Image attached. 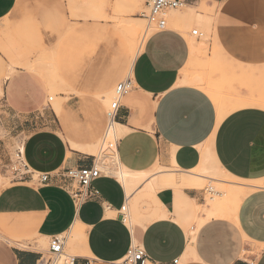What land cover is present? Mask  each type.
<instances>
[{
  "label": "crops",
  "instance_id": "0c3cea01",
  "mask_svg": "<svg viewBox=\"0 0 264 264\" xmlns=\"http://www.w3.org/2000/svg\"><path fill=\"white\" fill-rule=\"evenodd\" d=\"M180 1H185L184 9L197 8L202 1L209 9L217 5L211 28L218 56L209 47L205 57L219 61L212 74L217 88L209 90L199 79L190 83L195 80L190 78L194 44L181 29L152 34L124 65L133 89L121 100L116 122L122 128L117 142L119 170L151 176L128 195L110 172L93 182L99 198L79 208L59 178L44 186L26 181L0 187V264H40L43 246L49 249V240L58 236L65 249L69 234L74 241L73 264H120L132 245L144 249L145 264H264V188L248 191L257 186L246 184L264 180V0ZM34 8L45 15L56 13L60 25L65 20L61 0H0V21ZM61 38L45 36L44 53L56 59ZM75 40L80 58L74 72L56 68L60 76L74 75L67 89L75 94L64 105H53L60 130L44 126L17 132L3 125L0 173L13 141L22 134L23 159L32 173L54 175L91 166L92 157L82 151L84 138L70 141L61 127L67 117L87 125L86 109L96 107L101 140L106 114L93 95L114 90L121 81L115 85L113 38L100 41L91 35ZM1 96L8 111L3 119L29 116L45 102L46 83L19 71L6 80L3 92L0 86ZM33 118L49 116L32 115V122ZM211 167L244 184L229 185L240 197L234 212L210 206L197 217L198 226L192 213L204 206L206 192L188 186L195 181L187 180L179 189L163 186L153 196L142 191L156 175L188 176ZM226 213L232 219L221 217Z\"/></svg>",
  "mask_w": 264,
  "mask_h": 264
},
{
  "label": "rangeland",
  "instance_id": "374dc122",
  "mask_svg": "<svg viewBox=\"0 0 264 264\" xmlns=\"http://www.w3.org/2000/svg\"><path fill=\"white\" fill-rule=\"evenodd\" d=\"M61 1L63 3L62 13L65 18V20L62 21V25H60L59 21L55 19L56 13H47L45 15L40 8L31 9L28 13L23 11L24 13H21L19 16L11 15L0 21V86L2 92L6 80L18 74L19 71L31 74L41 83H44L45 81L46 100L42 107L32 115H38L40 117V115L44 114V116H49V119L46 120L43 118H33V122L31 121V114L29 116H20V118H15L14 120H5L3 117H5L4 115L6 113L8 114V111L6 110L5 103L1 96L0 118H2V121H0V141L4 140L5 136L3 125L13 128L17 132L22 130L31 132L32 129L40 127L43 128L44 126L53 128L57 132L60 130V123L53 113V105L58 102L60 105H64L67 97L71 94H75L74 91L67 89L68 83L73 81L74 75L60 76L57 74L56 68L58 69V66L66 67L65 69H67V72H74L77 56L80 58V55H77L75 50L77 46L75 37L77 36L82 37L95 35L99 37L100 41H106L107 37L114 39V69L116 73V85L120 81L122 82L125 79L131 78L129 73L124 71V65L130 59L132 51L135 47L136 52L133 57L140 52L142 44L152 34L165 29L177 31V28H179L188 43L194 44L195 56L192 63L190 78L195 80L199 79V83L208 87L209 90L217 88V81L212 79V74L213 72H217V65L219 61L216 59H205L208 54L209 47H212V55L218 56V52L215 51L213 47L214 43L212 41L211 28V22L215 17L217 5H213L211 9L208 8L206 12L195 16L192 15L193 17L183 13L184 7L168 10L164 13V15L159 17L158 21L162 20L164 22L163 28H159L157 23L150 24L148 20L143 17L144 14H147L143 0H131L132 3H130V5H119V7H117L116 4L114 5V2L116 3L117 0H102V4L104 2L106 3L103 5L96 0ZM107 2H109V4H107ZM112 2L114 6L112 5ZM100 14L106 20H103V17H101ZM176 15L181 19L179 23L173 22V18H175ZM168 16L170 20L168 18L166 19ZM80 23L82 25H80ZM193 30H197L200 36H192L191 32ZM51 34L62 37V43L59 44L61 47V53L56 59L53 54H50L49 52L45 54L43 50L44 37ZM129 39H133L135 41L131 40L130 42ZM130 43L131 45L133 43V45L136 46H131ZM80 45L81 44H79V46ZM205 49H207V52H205ZM65 69L63 70L65 71ZM114 90L112 89L106 93L98 92L93 95V99L98 105H100V109L104 115L107 113L109 105L114 99ZM79 96H81V94ZM104 98H108L106 103L103 101ZM49 99L53 100L49 101ZM86 110L90 113L86 118L87 125L85 124L84 126L81 119L67 117V123L65 122L61 128L62 131L67 134L70 141H74V138H76L75 140H80V137L84 138L82 140L84 144L82 151L91 157H96L99 154L102 145L101 140H99L102 128L98 130L96 129L95 113L98 111V108L89 107ZM62 112L63 114L65 113L64 108L62 109ZM25 125V128H29L28 130L22 129ZM27 135L28 134L25 133V136ZM116 137L119 139L121 136L117 134ZM21 138H24L23 134ZM21 138H16L13 141L9 151L11 155L22 143ZM111 164L110 172L113 175V173L119 171V168L116 161H113ZM158 170L163 171L161 168L157 169V171ZM215 170L216 169L211 167L209 170L205 171H194V173H191V175L188 176L178 175L163 177L164 179H161L167 181L168 183H172L173 186H170L175 189H179L177 187H183V184L187 180L195 181L197 188L199 189H205L207 187L212 188L215 193V196L212 197L214 200L213 204L208 205V202H205L203 207L198 206V211H195V214L192 213L194 222L197 226L199 223L201 224V221L198 220L197 217L205 214V211L209 210L211 207H217L222 211L225 207H230L232 198L238 194H236L237 189L229 185L244 184L231 179L221 172L218 174L216 173L217 170ZM195 175L203 176L204 178L199 179ZM11 179V173H6L4 170L1 171V189L9 186L11 184ZM246 184L257 186L256 188H250L248 191L264 188V180L257 183ZM239 186L240 185L237 187ZM160 188L164 187L158 186L152 189L144 187L142 191L148 193L150 196H153L156 190ZM210 196L211 195L206 194L205 201H208L207 198ZM228 214L229 213H226L221 217H228L232 219L233 216H229ZM125 221L126 223L129 222L128 217H126ZM131 222L134 223L132 214ZM65 237L67 238V243L65 245V249L63 250V256L57 259L56 257L50 255L47 246L45 245L43 246V261L48 264H65L73 258L75 255L72 251L74 241L71 239L70 234ZM262 249L263 247L260 248L261 251Z\"/></svg>",
  "mask_w": 264,
  "mask_h": 264
},
{
  "label": "built area",
  "instance_id": "2783aa9c",
  "mask_svg": "<svg viewBox=\"0 0 264 264\" xmlns=\"http://www.w3.org/2000/svg\"><path fill=\"white\" fill-rule=\"evenodd\" d=\"M144 6L147 10V14H144L150 24L157 23L159 28H163L164 22L158 21L161 15L168 10L177 9L185 5V1L180 0H143ZM191 35L199 37L197 30H193ZM133 89L132 80L125 79L120 82L114 90V99L109 105V109L106 113V128L101 138V149L96 157H92V164L90 167H80L74 169H67L50 174L32 173L24 162L22 154V143L18 146L15 152L7 156V161L1 164L2 171L11 173L12 182H34L38 186H44L50 183L52 179H61L63 181V187L71 197L76 208L81 205L94 201L99 198V193L93 188V182L110 173L113 161L117 159V137L110 136V130L114 129L117 122V115L120 109L121 100L127 96ZM52 99H49L51 101ZM111 164V165H110ZM29 177V179H28ZM205 192L208 195H212L213 190L211 187L205 188ZM125 211V207L122 209ZM125 216L122 215V220H125ZM65 241L61 237H52L49 240L48 252L50 255L57 259L63 256ZM146 254L144 249L139 245H132L128 250L126 256L120 264H145ZM68 264H73V258H71ZM176 263V262H174ZM40 264H48L45 261H41Z\"/></svg>",
  "mask_w": 264,
  "mask_h": 264
},
{
  "label": "bare ground",
  "instance_id": "6f19581e",
  "mask_svg": "<svg viewBox=\"0 0 264 264\" xmlns=\"http://www.w3.org/2000/svg\"><path fill=\"white\" fill-rule=\"evenodd\" d=\"M96 1H98L100 4H102V0H96ZM105 1H107V0H105ZM108 1H110V0H108ZM202 1V0H201ZM200 1V2H201ZM97 2V3H98ZM130 3H132V1L131 0H128V1H125V0H117L116 1V3L114 2V5L116 4V6L117 7H119V5H130ZM103 4H106L105 2L103 3ZM102 4V5H103ZM107 4H109V2H107ZM111 4V3H110ZM112 5H113V2H112ZM113 5V6H114ZM105 6V5H104ZM109 6V5H108ZM112 6V7H113ZM208 10V6H207V2L206 1H202V3H201V5L199 6V7H197V8H194V7H186L185 9H184V11H183V13L184 14H187V15H189V16H195V15H198V14H200V13H203V12H206ZM182 13V14H183ZM99 14V13H98ZM97 15V14H96ZM100 16H101V14H100ZM104 16L106 17V15L104 14ZM180 16H183V15H180ZM188 16V17H189ZM192 16V17H193ZM101 17H103V16H101ZM109 17V16H108ZM94 18H97V17H94ZM169 19V16L168 17H166V19ZM98 19H100V18H98ZM103 20H106V19H104V17H103ZM170 20V19H169ZM173 22H175V23H179L180 22V17H178L177 15L175 16V18H173ZM170 22V21H169ZM171 22H172V20H171ZM170 24V23H169ZM157 26V25H156ZM131 40H133V39H129V41L131 42ZM133 41H135V40H133ZM130 45H131V43H130ZM132 45H133V43H132ZM131 45V46H132ZM133 46H136V45H133ZM134 48V47H133ZM135 52H136V47L133 49V51H132V54L133 55H135ZM41 61V60H40ZM42 62V61H41ZM42 65V64H41ZM47 65V64H46ZM55 80V79H54ZM191 84H195V83H197L196 82V80H191V82H190ZM55 108H57V105H55ZM116 127V129H117V134L118 135H122V132L120 131L122 128L121 127H119L118 125H116L115 126ZM115 127H114V129H112V130H110V132H109V135L110 136H114V137H116V135H115ZM116 163H117V159H116ZM118 165V164H117ZM160 169V168H159ZM158 172H162V171H160V170H158ZM152 173H154V172H151V174ZM115 174V176L119 179V181H121L123 184H124V186L126 187V189H127V193H128V195H130L131 194V192H132V190L136 187V186H138L140 183H142L147 177L149 178V175H150V173H143V174H132V173H130V172H128V171H126L125 169L124 170H122V171H118V172H115V173H113V175ZM154 175V174H153ZM151 176V175H150ZM197 178H199V179H202V178H204L203 176H199V175H195ZM164 176H162V175H156L154 178H152V181L148 184V186L147 187H149L150 188V186H170V185H172V183H168L167 181H165V180H161V179H164L163 178ZM116 178V179H117ZM145 182V181H144ZM173 186V185H172ZM174 186H175V184H174ZM189 187H194V188H197V185H196V183L194 184V183H191V184H189L188 185ZM237 196H235L234 198H233V200H232V202H231V204H230V209H231V211L232 212H234L235 210H236V208H237V206H238V204H239V201H240V197H239V192H237ZM213 196H215V193L213 192L212 193V195L209 197V198H207L208 199V201H205L206 203L208 202V205H212L213 204ZM221 213V212H220ZM65 264H68V263H65Z\"/></svg>",
  "mask_w": 264,
  "mask_h": 264
}]
</instances>
